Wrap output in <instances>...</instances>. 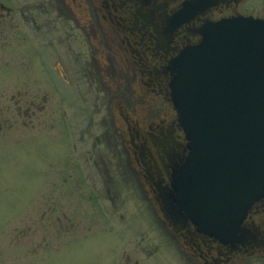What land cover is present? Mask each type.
Returning <instances> with one entry per match:
<instances>
[{"label": "flooded vegetation", "instance_id": "1", "mask_svg": "<svg viewBox=\"0 0 264 264\" xmlns=\"http://www.w3.org/2000/svg\"><path fill=\"white\" fill-rule=\"evenodd\" d=\"M238 16L264 19V0H0V86H15L18 71L38 82L18 86L80 91L92 104L88 136L99 137L93 114L103 110L99 121L113 145L102 163L89 165L106 178L98 191L89 179L93 195L86 204L94 211L96 203L113 224L106 229L113 242L80 250L74 241H89L94 228L80 233L74 226L80 210L74 181L64 179L63 196L47 198L40 180L20 213L45 226L7 228L12 247L0 264H264V195L224 217L222 203L212 211L203 196L179 187L190 140L173 100L176 57L218 21ZM8 97L12 113L44 120L46 90L11 88ZM64 220L74 238L52 247L46 235L70 228ZM36 233L42 237H31ZM19 235L24 251L16 262Z\"/></svg>", "mask_w": 264, "mask_h": 264}, {"label": "water", "instance_id": "2", "mask_svg": "<svg viewBox=\"0 0 264 264\" xmlns=\"http://www.w3.org/2000/svg\"><path fill=\"white\" fill-rule=\"evenodd\" d=\"M176 66L173 100L190 140L179 187L212 211L222 203L226 217L264 195V19L218 21Z\"/></svg>", "mask_w": 264, "mask_h": 264}, {"label": "rangeland", "instance_id": "3", "mask_svg": "<svg viewBox=\"0 0 264 264\" xmlns=\"http://www.w3.org/2000/svg\"><path fill=\"white\" fill-rule=\"evenodd\" d=\"M17 18H20L18 16ZM92 40L94 38L92 37ZM31 44L35 50L37 39L32 38ZM15 51L22 50L23 42L15 39ZM26 45V43H25ZM21 58L15 61H20ZM34 59H32L33 61ZM22 66L16 65V69ZM20 69V72L22 70ZM15 71V86H0V256L6 260L7 251L12 247L8 231L12 226L20 228L30 225L31 228L45 226L44 220L38 218H25L21 215L23 204L33 198L32 191L37 190L40 180L46 184V195L63 196L59 193V186L64 179H69L76 185L77 199L80 204L78 217L74 218L75 227H79L80 233L86 232L84 226H93V232L88 240L81 237L74 241L80 250H85L84 243H90L92 247H100L104 243H112L109 239L107 227L113 226L105 215H102L95 203L94 211L90 205L93 192H91L89 179L94 180L95 190L101 189L100 181H104L105 172L103 170H89L91 163H102L111 153L112 139L108 138L99 121L101 112L94 111V121L92 130L99 137H89L87 131V118L89 109L92 107L90 101L83 98L81 92L77 94L67 86H18L23 82H36L22 74L17 75ZM23 91L25 89L46 90L47 106L44 120L37 122L29 121L16 111L12 113L8 110L10 89ZM62 94L64 97H62ZM94 144V145H93ZM93 184V185H94ZM71 194V193H70ZM106 194V192H100ZM91 195V197H90ZM95 199V198H94ZM13 205V208L11 207ZM84 207V208H83ZM13 217V218H11ZM50 220V219H48ZM46 220V221H48ZM54 223V219H51ZM93 220V221H92ZM64 227L69 226L65 224ZM114 226H117L115 223ZM73 230L64 229L63 232L47 234L46 241L52 245L55 243L72 242ZM81 235V234H80ZM40 235H31L38 239ZM42 237V236H41ZM39 237V238H41ZM21 244L13 245L16 255V262L20 260V255L24 251V236L19 235ZM15 242V241H14ZM17 243V241L15 242ZM51 246L48 245V248ZM77 251L81 253L82 251ZM49 264V263H47ZM63 264H67L63 262ZM97 264V263H95Z\"/></svg>", "mask_w": 264, "mask_h": 264}]
</instances>
